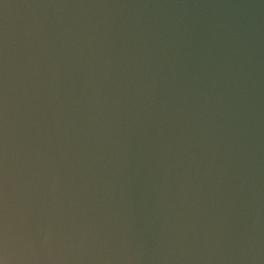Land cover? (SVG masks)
Here are the masks:
<instances>
[{
    "label": "water",
    "instance_id": "1",
    "mask_svg": "<svg viewBox=\"0 0 264 264\" xmlns=\"http://www.w3.org/2000/svg\"><path fill=\"white\" fill-rule=\"evenodd\" d=\"M0 264H264V0H0Z\"/></svg>",
    "mask_w": 264,
    "mask_h": 264
}]
</instances>
